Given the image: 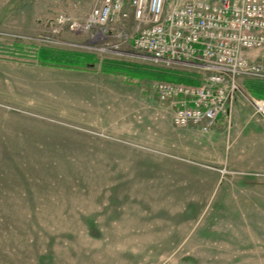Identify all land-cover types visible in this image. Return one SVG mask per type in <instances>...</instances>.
Here are the masks:
<instances>
[{"label": "rangeland", "instance_id": "obj_1", "mask_svg": "<svg viewBox=\"0 0 264 264\" xmlns=\"http://www.w3.org/2000/svg\"><path fill=\"white\" fill-rule=\"evenodd\" d=\"M90 8L89 0H0V264H264V125L249 121L243 86L261 79L239 80L229 125L221 117L205 136L195 127L174 132L152 90L173 82L126 84L102 75L100 63L198 84L202 73L140 58L128 44L105 51L112 39L55 25L59 16L81 22ZM41 49L98 63L75 71L83 75L56 71L34 63ZM252 52L264 74V47ZM166 131L174 137L164 142ZM197 140L209 141L205 150ZM198 181L226 183L230 200L200 223L182 211L200 195ZM204 191L213 208L222 187ZM244 228L259 241L253 253H218Z\"/></svg>", "mask_w": 264, "mask_h": 264}, {"label": "built area", "instance_id": "obj_2", "mask_svg": "<svg viewBox=\"0 0 264 264\" xmlns=\"http://www.w3.org/2000/svg\"><path fill=\"white\" fill-rule=\"evenodd\" d=\"M81 22L55 20L76 35L112 39L119 52L130 45L154 62L197 69L198 85L156 83L157 100L172 110L176 128L207 133L219 118L231 122L242 78L264 79L247 54L264 47V0H89ZM254 117L264 122V100L247 95Z\"/></svg>", "mask_w": 264, "mask_h": 264}, {"label": "trees", "instance_id": "obj_3", "mask_svg": "<svg viewBox=\"0 0 264 264\" xmlns=\"http://www.w3.org/2000/svg\"><path fill=\"white\" fill-rule=\"evenodd\" d=\"M34 63L41 67L66 69L71 71H90L96 63L95 56L66 51H54L41 49L38 51ZM99 72L105 76L120 77L126 84L140 85L143 81L164 80L173 83L198 85L197 82L187 81L176 74H158L154 71L140 69L131 64L102 61L99 66ZM246 91L257 99L264 100V80H246L243 83Z\"/></svg>", "mask_w": 264, "mask_h": 264}, {"label": "crops", "instance_id": "obj_4", "mask_svg": "<svg viewBox=\"0 0 264 264\" xmlns=\"http://www.w3.org/2000/svg\"><path fill=\"white\" fill-rule=\"evenodd\" d=\"M253 54H254L253 52H249L247 54L248 58L249 59L250 58H253V56H254ZM55 70L57 71L59 69H55ZM73 73H76V72L74 71ZM83 74L84 73H80V72L76 73V75H83ZM87 79H91V78H87ZM110 85H112V84H110ZM110 85L108 86L107 84L102 83L99 87H107V86L108 87H113V88L116 89L115 92L117 94H121V93L124 94L125 92H132V93L134 92V91L126 90L125 85H122V84H119V83H118V85L116 83L113 86H110ZM81 87L86 88L87 86L82 85ZM158 103H159V112L164 115L167 126H169L174 132L177 131V130L179 131V129L173 127V125L171 123V116H172V110H171V108L168 105H166V104H162L160 102H158ZM123 104L125 105V104H129V103L124 102ZM232 112H233V110H232ZM149 119L150 120L152 119V121H153L151 125L158 124L157 123V119H156V114H152V117H149ZM231 121H232V113H231ZM249 121H251L252 124L264 125V122L261 121L260 119L256 118V117H254L253 114L250 116ZM199 132L203 136H205V134H206V133L201 132V131H199ZM163 134H164L163 135L164 142H165V140L173 139V137H174L172 135V133H171L172 137L171 136L169 137L167 131L164 132ZM186 139L188 140L187 137H186ZM172 142H173V140H172ZM206 142H209V141L208 140L207 141L206 140H197V141H195L193 143H195V145H196V147L198 149L205 150L206 146H208L206 144ZM170 145L173 146V144H170ZM263 165H264V163H263ZM262 169L264 170V166H263ZM184 180H187V179L182 178L181 181H184ZM198 183L200 184V187H198L200 189V195H197V197H195V198H191V204H190L191 207L187 206V204L189 203V200L190 199L184 200V195L182 193H181V196H182V203H184V206H185V204L187 206L186 208L182 209V211L184 213H186L184 215H186V217H189L188 216L189 215V211H190V213L193 211V212H195L196 218H194V219H191L190 218L191 221L192 222H198V223H200V222H203V221H207L211 217V215H213L216 211H218V209L221 208L222 206H228L229 203H230V200H226L225 198H222V197H224L225 193L229 191L228 185L226 183H224L222 181H220V182L218 181V182H214L212 184V183H205V182L198 181L195 184H198ZM187 184H188V180H187ZM219 184L222 187V191H221L220 198L217 201L216 205L213 208L210 207V209H209L208 208V201H209V199H206V197L202 198L203 197V194L201 193V191H204L205 190L204 192H206V189L207 188H209V189L211 188V190H213ZM199 196H201V197H199ZM205 211H206V213H204ZM190 219L188 218V220H190ZM241 221H244V220H241ZM242 233L238 234L237 236H233L231 242L229 243L230 245L228 246V248L230 250H226V251H223L222 250V251H218V253H224V254H240V255L253 253L250 250V248L255 243L256 244H259V241L255 240V238H253V237H249L247 235V231L245 230V228H244V233L243 234Z\"/></svg>", "mask_w": 264, "mask_h": 264}, {"label": "water", "instance_id": "obj_5", "mask_svg": "<svg viewBox=\"0 0 264 264\" xmlns=\"http://www.w3.org/2000/svg\"><path fill=\"white\" fill-rule=\"evenodd\" d=\"M137 56L140 57V58L148 59V58L145 57V56H141V55H137Z\"/></svg>", "mask_w": 264, "mask_h": 264}]
</instances>
